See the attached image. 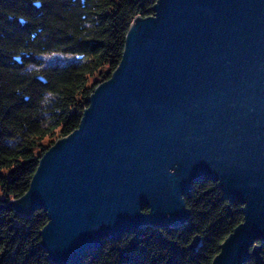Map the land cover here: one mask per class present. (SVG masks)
Here are the masks:
<instances>
[{"label":"water","instance_id":"water-1","mask_svg":"<svg viewBox=\"0 0 264 264\" xmlns=\"http://www.w3.org/2000/svg\"><path fill=\"white\" fill-rule=\"evenodd\" d=\"M153 10L131 23L78 128L9 202L22 216L46 212L41 243L54 263L79 264L125 232L187 223L185 196L205 178L244 213L211 264L261 252L264 0H158ZM200 246L195 237L190 247Z\"/></svg>","mask_w":264,"mask_h":264},{"label":"trees","instance_id":"trees-1","mask_svg":"<svg viewBox=\"0 0 264 264\" xmlns=\"http://www.w3.org/2000/svg\"><path fill=\"white\" fill-rule=\"evenodd\" d=\"M157 1L0 0V264H57L41 243L46 212L22 216L9 202L28 191L48 148L78 128L94 88L119 65L131 23L153 15ZM55 52L76 59L30 68ZM185 201L187 223L104 239L79 264H211L244 220L242 204L210 178L194 183ZM195 237L199 249L190 247ZM257 243L260 254L245 264H264Z\"/></svg>","mask_w":264,"mask_h":264},{"label":"rangeland","instance_id":"rangeland-1","mask_svg":"<svg viewBox=\"0 0 264 264\" xmlns=\"http://www.w3.org/2000/svg\"><path fill=\"white\" fill-rule=\"evenodd\" d=\"M38 58L39 60H42L43 64L42 65L31 64L30 68L42 69L53 65H62L76 59L75 56L70 53H61V52L41 54L40 56H38Z\"/></svg>","mask_w":264,"mask_h":264}]
</instances>
